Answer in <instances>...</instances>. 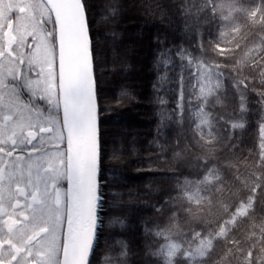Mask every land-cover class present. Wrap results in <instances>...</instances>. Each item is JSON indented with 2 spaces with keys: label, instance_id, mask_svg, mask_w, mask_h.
<instances>
[{
  "label": "trees",
  "instance_id": "trees-1",
  "mask_svg": "<svg viewBox=\"0 0 264 264\" xmlns=\"http://www.w3.org/2000/svg\"><path fill=\"white\" fill-rule=\"evenodd\" d=\"M133 1L84 0L102 150V203L88 264H166L168 244L181 248L172 264H245L249 251L260 264L264 25L248 13L261 0H215L223 5L215 12L212 0H142L155 20L127 9ZM147 20L137 49L146 72H135L134 53L121 49L131 25ZM209 72L220 86L205 99L200 89ZM113 124L123 129L117 142ZM208 239L203 257L185 255Z\"/></svg>",
  "mask_w": 264,
  "mask_h": 264
},
{
  "label": "snow or ice",
  "instance_id": "snow-or-ice-1",
  "mask_svg": "<svg viewBox=\"0 0 264 264\" xmlns=\"http://www.w3.org/2000/svg\"><path fill=\"white\" fill-rule=\"evenodd\" d=\"M20 3L21 0H0V19L6 21V25L0 24V32L3 34L0 57L6 54L12 56L15 50H10L11 46L15 44L17 49L20 48L25 39L23 34H20L19 37L11 34L13 21L8 17V13L14 9H18L20 13H25L29 7L35 9L43 6L44 11L48 13L47 17H44L43 12H41L43 18L32 24L33 32L29 33L33 36L35 47L29 52L27 63L29 71L38 69L36 71L37 78L32 80L25 76L19 65L15 69H7L6 71L13 80L22 79L25 86L30 90H33V85H35L33 95L38 91L40 99L47 103V115H44L43 112L41 115L44 116L43 122L47 123L49 127L40 128L39 134L29 132L25 136V127H36L35 123L24 121L23 118L13 121L10 116L4 117L5 121L10 122L5 127L10 128L12 134L0 140V144H8L11 141V151H8L7 155H11L17 148L23 149L27 145H31L32 149L40 152L42 163L35 166L38 174L42 175L45 185L43 191H40L39 184H37V191L31 193L32 200L39 206L33 209L31 217L32 235H28L24 231L17 234L15 239L22 247H17L12 240H7L5 243L10 244L13 251H10L9 255H11L12 260L16 261V264H25V258L20 254L27 249L31 255L35 245H39L35 252L37 264H61L59 259L61 248H63L65 257L64 264H83L92 250L93 239L89 237L84 228V223L91 221L95 225L92 214L94 210L99 209L102 203L98 194V185L95 189L97 194L93 195L92 184L93 169L99 170L98 162L102 161V155H100L102 150L91 144L94 90L97 85L94 77L89 75L88 55L85 49L89 31L88 8L84 0H36L35 4H26L24 7H21ZM218 7L222 8L223 5H217L215 0H212L214 12ZM230 7L233 11H242V9H237L234 6ZM53 14L54 20H52ZM248 15L253 20L257 15H261V24L264 25V0H261V4L257 6L256 10L249 12ZM224 19L227 20L228 17H224ZM16 20L20 21L21 17L17 16ZM45 22H51L54 25L51 31L44 28ZM5 26L8 31H3ZM37 28L45 33L39 38L36 34ZM56 28H59L58 76L53 67L56 61ZM16 31H21L19 26ZM29 47L31 48V46ZM2 68L3 65H0V69ZM4 75L5 72L0 71V77ZM211 76L212 73L209 72L207 74L209 83L200 89L201 95L205 99L220 86L218 83L215 85L210 83ZM239 83H243V81ZM0 84H4V81L0 80ZM4 86L7 87V85ZM14 91L15 86L9 89L10 93ZM181 100H183V90ZM61 104L62 119L59 114ZM199 116L202 124L210 123L207 114L203 111ZM233 127H243V125H233ZM65 132H67L68 151L62 152L59 145L56 146L55 152L48 151L43 134H50L49 139L51 140L63 141ZM3 135L4 133H0V136ZM38 135L42 142L40 147L33 143ZM74 138L76 140L75 155L72 153ZM3 152H5V148L0 147V153ZM43 162L48 164L47 168H43ZM49 181H51L50 185ZM64 181H67L69 185L67 189L60 187ZM205 181L211 183L210 177H205ZM252 192L255 193L256 189L253 188ZM252 199L253 197H249V205ZM74 219L79 222L80 229L72 234L71 260H69V246L62 238V225L66 220L71 231ZM41 225L44 226L41 227ZM37 228L39 231H36ZM9 231H11V227ZM157 235H162V233H157ZM200 235V233L196 234L197 237ZM211 247V239L201 240L198 247L186 251L185 255L193 258L196 255L203 257ZM162 251L166 264H172V258L181 251V248L176 244H168ZM248 257L249 259L245 264H256L251 251H249ZM259 260L260 264H264V252H262Z\"/></svg>",
  "mask_w": 264,
  "mask_h": 264
},
{
  "label": "flooded vegetation",
  "instance_id": "flooded-vegetation-1",
  "mask_svg": "<svg viewBox=\"0 0 264 264\" xmlns=\"http://www.w3.org/2000/svg\"><path fill=\"white\" fill-rule=\"evenodd\" d=\"M36 0H21L20 6L24 7L26 4H35ZM41 12H43V16L47 17V11H44L43 6L39 8L29 7L25 13H20L18 9H14L12 12L8 13V17L13 21V29L11 34L19 37L20 34H23L25 39L20 48L17 49L16 45L13 44L10 50L13 51L12 56H8L7 54L3 57H0V65H3V68L0 71L5 72L3 77H0V80L4 81V84H0V129L3 128V125L9 124L10 122L5 121V116H10L12 119L15 117L16 112H20L21 108L25 109L26 107H21L19 104L23 106H27V110L29 111L32 106L42 103L47 107V103L44 100L40 99V94L33 95V92L29 90L24 84L22 79L13 80L11 76L7 75V69H15L17 65H19L20 70L24 73L25 76L29 78H33L35 75L34 71H29L28 59L29 52L33 47H35V41L33 40V36L29 35V33L33 32L32 24L34 22L40 21L43 17L41 16ZM21 17L20 21L16 20V17ZM53 20V18H52ZM0 24H5L6 21L0 19ZM19 26L20 32L16 31V28ZM54 25L51 22H45L44 28L51 31ZM3 31H8L5 26ZM37 37L44 35L45 33L41 32L39 28L36 29ZM3 44V34L0 32V46ZM31 46V48L29 47ZM57 50L56 46V64L55 69L57 71ZM23 61V63H21ZM54 67V66H53ZM4 85H7L5 87ZM15 86V91L10 93L13 97V104L11 103L9 94V89ZM18 96V99H17ZM6 104L8 107H15V110L7 109V114H3L1 112V105ZM13 106V107H12ZM40 111V108L38 107ZM59 109V114L60 113ZM10 114V115H9ZM16 120H19L17 118ZM7 132L4 133L3 136H0V140L5 138L6 136H10L11 130L10 128H4ZM32 129V128H31ZM35 129V128H33ZM39 130L40 129H36ZM33 133H37L36 131H32ZM61 142V141H60ZM59 145L60 149L65 150L64 142L63 143H50L46 144L47 150H54L56 146ZM0 147L5 148V152L0 153V261L2 264H16V261L11 259V255H9L11 249L10 244L5 243L7 240H12L13 243L17 245V247H22L19 242L15 239L18 233L21 231L27 232L28 235H32L31 231V217L33 215V209L38 208L39 206L32 200L31 193L37 191L36 185L39 184V190L43 191L45 185L43 182L42 175L39 174H30L28 172V162L30 156L42 155L40 152L32 149L31 145H27L23 149L17 148L12 152L11 155H7L8 151H11V141L8 144H0ZM37 147L40 145L37 144ZM48 166H46L47 168ZM39 175V178H38ZM51 181H49V185ZM62 189L68 188L67 181L62 182L60 185ZM39 198V197H38ZM31 205V207H30ZM66 220L63 222L62 231H63V239L65 240V227ZM44 225H41L43 227ZM11 227V231L9 228ZM39 231V228L36 229ZM60 233L58 232V235ZM43 235V234H42ZM35 245V242H33ZM39 248V245H35L32 249V254L29 255V251L25 249L20 255L25 258V264H37V258L35 256L36 250ZM62 254L63 248L59 251V259L62 264Z\"/></svg>",
  "mask_w": 264,
  "mask_h": 264
},
{
  "label": "rangeland",
  "instance_id": "rangeland-1",
  "mask_svg": "<svg viewBox=\"0 0 264 264\" xmlns=\"http://www.w3.org/2000/svg\"><path fill=\"white\" fill-rule=\"evenodd\" d=\"M129 1H131V0H129ZM165 1H163V3H165L167 5L168 3H166V2H169V0L166 1V2ZM133 2L134 3L131 2L129 5L126 4V8L127 9H134L135 11H137V13L143 14L144 17L148 16L150 18L152 16V20H155L154 18H157L156 16L154 17L153 15H150V16L149 15H146L148 11H145V13H144V10L146 8H145V3L142 2V0H134ZM159 15L161 17H166V18H164L166 20L169 19L168 16L165 14L164 11H161ZM152 20H147L146 22H142L140 24H136V25L133 24V25H131L133 30H131L128 33L129 36H130V39H131L130 40V43H128L125 47H123V49H121L122 50L121 53L127 54L128 57L131 56L130 50L132 51V53H134V57L135 58H131L130 57V60L132 59L131 61H133V68H134L133 70L135 72H139V69H142L144 72H146L145 71V68H143V66H142V63L139 62L140 61L139 60L140 56L137 55V49L139 48L138 46L141 45L140 42L143 41V39H142V33H143V35L146 34V31H145L144 28H146L148 25L152 24ZM160 25L161 26H165L166 28L167 27L169 28L167 21L162 22ZM32 49H34V47ZM137 57H139V58H137ZM57 59H58V50H57ZM55 64H56V61H55ZM55 64H54V69H55ZM46 70H47V66H46ZM33 71L35 72V75L31 79L32 80H35L37 78L36 77V71H38V69H34ZM57 71H58V68H57ZM57 71L55 70V73L58 76ZM111 88H114V87L111 86ZM34 89H35V85H33V90ZM33 90H30V91L33 92ZM7 94H9L11 103L13 104L14 102H13L12 95H10V92H7ZM36 94H40V93L37 91ZM19 105L21 107H26V108L25 109H22L21 108L20 112H16V115H14L15 117L12 120L15 121L17 118H19V119L23 118L24 121H31L32 123H35L37 125L36 127H33L35 129H33V128L31 129V128L25 127V129H24L25 136H27V134L29 132H32V131L38 132V130H36V129L49 127V125L47 123H44L43 122L44 116L41 115V112H43L44 115H47V107L44 106L42 103L32 106V109L31 108H28V109H30L29 111H26L27 110V106H23L22 104H19ZM38 107L40 108V111L38 110ZM61 108H62V104H61ZM1 109H2L1 112L5 115V114H7V109L8 110L9 109H11V110L14 109L15 110V107L11 108V107H8L6 104H2L1 105ZM137 111L139 112L140 110H138V109L135 108V112H137ZM60 113H61V111H60ZM4 128H6V127L3 125V128L0 129V132H7V130L4 129ZM121 128H122V125H118V124H113V125L110 126L109 132L111 133V138H110L111 141L117 142L119 138H122L123 137L122 136V132H121V130H123V129H121ZM127 129H131L132 130V128H127ZM17 131H19V130H17ZM127 131H125V132H127ZM123 135L125 136V134H123ZM43 136H44V142L47 145L50 144V143L54 144V143H57V142L58 143H63L65 141V139L63 141H61V140H51V139H49L50 134H47V133L43 134ZM5 137H6V135H5ZM33 143L38 144V145H41L42 142H41V140L39 138V135L37 136V139L33 141ZM60 150L62 152H65L64 148L63 149H60ZM48 151L55 152L56 149H54V150H48ZM27 162H28V168H27L28 169V172L30 174H38V171H37V168H36L35 165H37L38 163H42V155H37V156H34L33 155V156H30V159L27 160ZM42 166H43V168H46V166H48V164L46 162H43V165Z\"/></svg>",
  "mask_w": 264,
  "mask_h": 264
},
{
  "label": "water",
  "instance_id": "water-1",
  "mask_svg": "<svg viewBox=\"0 0 264 264\" xmlns=\"http://www.w3.org/2000/svg\"><path fill=\"white\" fill-rule=\"evenodd\" d=\"M53 18L54 14H53ZM57 31V40H58V47H59V28H56ZM85 49L88 55V65H89V75L93 77V69H92V58H91V53H90V44H89V37L87 39L86 45H85ZM93 113H92V126H91V144L96 147H99L98 144V121H97V115H98V110H97V103H96V95H95V90H94V101H93ZM66 135V146H67V151H68V143H67V132H65ZM75 151H76V140L75 138L73 139V145H72V153L73 155H75ZM99 165V162H98ZM92 184H93V188H94V192L93 195H96V187L98 185V170L97 169H93V175H92ZM69 187V185H68ZM93 204H95V201H93ZM98 209L93 211L92 214V220L95 221V225H93V223L91 221H86L84 223V228L87 230V233L89 235L90 238L92 239V250H93V246H94V242H95V237H96V229H97V219H98ZM80 229V224L78 221H76L74 219L73 222V226H72V230L70 231L66 222V227H65V241L68 243L69 246V260H71V241H72V234ZM92 250L89 252L88 256L86 257V259L83 261V264H88L89 263V259L90 256L92 254ZM64 254H62V264H64Z\"/></svg>",
  "mask_w": 264,
  "mask_h": 264
},
{
  "label": "bare ground",
  "instance_id": "bare-ground-1",
  "mask_svg": "<svg viewBox=\"0 0 264 264\" xmlns=\"http://www.w3.org/2000/svg\"><path fill=\"white\" fill-rule=\"evenodd\" d=\"M52 18H53V16H52ZM53 20H54V18H53ZM56 34H57V31H56ZM88 37H89V35H88ZM89 44H90V41H89ZM57 47H58V40H57ZM57 68H58V70H59V47H58V61H57ZM92 69H93V66H92ZM61 110V113H62V116H63V111H62V109H60ZM65 137H66V135H65ZM65 143H66V138H65V141H64Z\"/></svg>",
  "mask_w": 264,
  "mask_h": 264
}]
</instances>
